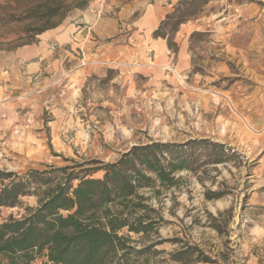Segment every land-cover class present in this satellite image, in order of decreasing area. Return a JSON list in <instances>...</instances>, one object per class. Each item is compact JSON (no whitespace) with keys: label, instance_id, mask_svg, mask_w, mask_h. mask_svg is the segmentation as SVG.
<instances>
[{"label":"rangeland","instance_id":"rangeland-1","mask_svg":"<svg viewBox=\"0 0 264 264\" xmlns=\"http://www.w3.org/2000/svg\"><path fill=\"white\" fill-rule=\"evenodd\" d=\"M39 1L0 0V53L14 54L0 73L7 82L12 76L13 87L40 73L16 52L40 41L38 29L47 23L65 26L68 37L49 44L50 68L74 71L40 94L38 111L23 97L2 102L0 169L19 175L50 166L77 170L92 160L113 162L137 144L222 143L236 151L234 160L180 171L174 187L156 184L158 193L146 192L154 222L148 234H132L137 249L148 247L136 264H204L195 260L201 253L212 260L207 264H258L264 0H87L49 21L21 19ZM73 25L81 47L69 40ZM33 60L40 63V56ZM208 191L219 197L207 199ZM22 201V207L0 208V222L36 204L33 196ZM188 247L198 251L182 262L172 259ZM32 264L50 263L37 255Z\"/></svg>","mask_w":264,"mask_h":264},{"label":"trees","instance_id":"trees-1","mask_svg":"<svg viewBox=\"0 0 264 264\" xmlns=\"http://www.w3.org/2000/svg\"><path fill=\"white\" fill-rule=\"evenodd\" d=\"M86 5L87 0H40L30 4L29 15L21 19L49 21ZM54 26L47 23L38 33ZM236 155L222 143L192 139L133 145L113 162L92 160L93 166L78 164L77 170L74 165L50 166L19 175L0 169V208L22 207L23 197L36 198L20 217L0 222V264H32L37 255L50 264H136L148 247L137 249L132 234H148L154 222L146 192L158 193L156 184L174 187L180 171L194 172ZM218 197L206 193L209 200ZM188 248L174 252L172 259L182 262L198 251ZM195 260L212 262L202 253ZM258 264H264V248Z\"/></svg>","mask_w":264,"mask_h":264},{"label":"crops","instance_id":"crops-1","mask_svg":"<svg viewBox=\"0 0 264 264\" xmlns=\"http://www.w3.org/2000/svg\"><path fill=\"white\" fill-rule=\"evenodd\" d=\"M79 10V9H76ZM60 26V25H59ZM56 26L49 29L44 30L43 32L38 35L39 40L37 43L24 45L20 47L16 52V57L19 59H23L26 62H29L31 65L27 66V69L32 70H39L40 73L34 75L24 76L21 81L18 83L15 88L20 89H13L12 84V76L10 82H7L6 75H3L2 72L0 73V103L3 101H7L14 98H26L29 101V105L32 106V109L36 108V111L40 109V94L45 92L48 89H51L52 86L56 82H60L62 78L66 75H70L71 72L74 71L73 68H59V67H51L52 63L49 62V55L52 54L50 49V43L53 42H64L67 40V31H65V26ZM74 26V25H73ZM75 28V26H74ZM79 28V26H78ZM71 32V31H69ZM71 39L70 42L75 44L77 47L83 46V43L80 42V30L74 29V32L71 33L69 36ZM78 43V44H77ZM71 54V53H70ZM14 54L1 52L0 53V66H6L12 64ZM40 56V63L36 60H33ZM63 56H66L63 54ZM35 64V65H34ZM76 71V70H75ZM82 72L84 69L81 70ZM29 72V71H27ZM5 74V73H4ZM46 74V75H44ZM6 105L5 103L0 105V108H4ZM29 110L26 112L25 116L30 114Z\"/></svg>","mask_w":264,"mask_h":264},{"label":"bare ground","instance_id":"bare-ground-1","mask_svg":"<svg viewBox=\"0 0 264 264\" xmlns=\"http://www.w3.org/2000/svg\"><path fill=\"white\" fill-rule=\"evenodd\" d=\"M215 96V95H214Z\"/></svg>","mask_w":264,"mask_h":264}]
</instances>
